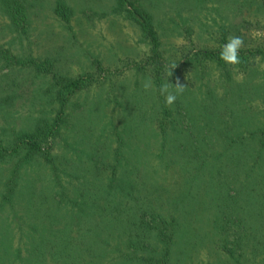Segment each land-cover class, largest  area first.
<instances>
[{
    "label": "rangeland",
    "instance_id": "obj_1",
    "mask_svg": "<svg viewBox=\"0 0 264 264\" xmlns=\"http://www.w3.org/2000/svg\"><path fill=\"white\" fill-rule=\"evenodd\" d=\"M26 1L27 31L0 3V142L57 117V80H93L53 163L0 161V264H264V0H139L177 64L164 83L186 86L166 133L150 43L116 0ZM230 36L263 54L229 73L183 66Z\"/></svg>",
    "mask_w": 264,
    "mask_h": 264
},
{
    "label": "trees",
    "instance_id": "obj_2",
    "mask_svg": "<svg viewBox=\"0 0 264 264\" xmlns=\"http://www.w3.org/2000/svg\"><path fill=\"white\" fill-rule=\"evenodd\" d=\"M118 8L123 10L127 17L136 25L139 26L142 32L145 34V37L150 43V55L147 58V62L151 64V67H154L152 72L153 78L156 84L160 86L165 82L167 78V72L169 64L165 58V52L162 49V41L157 25L155 23L154 17L142 6L139 0H116ZM0 3L4 11L11 18L13 24L17 28H21L25 31L28 29L29 25V7L26 0H0ZM57 14L65 20H69L72 16V9L63 3H59L56 6ZM262 50H256V52H242L240 55V64L231 65L225 63L220 58L221 51H188L184 52L182 55L183 66L186 67V70L196 68L198 65H208L210 62L215 61L223 65L225 68H228V73L231 69L236 66L242 67L243 70H246L248 67H251L253 63H250L256 55H260ZM264 53V52H263ZM262 53V54H263ZM261 54V55H262ZM251 60V61H250ZM35 60H33L34 62ZM23 62V61H20ZM31 63V62H30ZM98 69L103 73H108L109 69H106L102 64L98 63ZM177 73L173 70V74ZM175 75V74H174ZM91 77H78L71 80L60 79L55 83L56 88V97L58 102H60V108L57 111V117L53 121H47L37 127V129L29 134L23 135V137L18 138L17 142L14 145L7 146L0 142V161L9 157L10 155L20 153L22 150L26 151L28 156H40L47 163H53V147L54 142L59 137L61 129L64 122V113L66 111V106L70 101L72 96H75L79 91H81L86 86L92 84ZM160 93V92H159ZM160 99L164 102L165 110L164 115L161 120H159L160 127L163 130V133H166L167 127L171 124L170 116L172 111L169 110L168 105L165 102V97L160 94ZM117 179L114 180L116 182ZM116 185V183H115ZM119 185V184H118ZM10 195V194H9Z\"/></svg>",
    "mask_w": 264,
    "mask_h": 264
},
{
    "label": "clouds",
    "instance_id": "obj_3",
    "mask_svg": "<svg viewBox=\"0 0 264 264\" xmlns=\"http://www.w3.org/2000/svg\"><path fill=\"white\" fill-rule=\"evenodd\" d=\"M244 46V40L239 36H230L228 42L222 47L220 58L227 64L239 65L240 60V50ZM177 67L176 63H172L169 68L167 75L171 77L173 74V69ZM143 87L148 90L152 87V82L149 79L144 83ZM186 89V86L180 83L179 78H177L176 83L172 84L170 82L163 83L160 86V94L165 97V102L167 105L171 106L175 103L177 97L182 94Z\"/></svg>",
    "mask_w": 264,
    "mask_h": 264
}]
</instances>
